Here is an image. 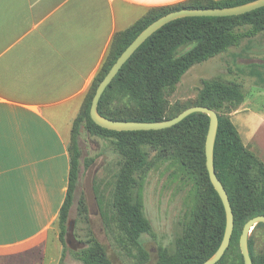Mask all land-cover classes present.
<instances>
[{"label":"trees","instance_id":"trees-1","mask_svg":"<svg viewBox=\"0 0 264 264\" xmlns=\"http://www.w3.org/2000/svg\"><path fill=\"white\" fill-rule=\"evenodd\" d=\"M253 1L255 0H187L172 6L154 8L128 29L113 36L80 113L72 125V143L68 147L69 183L57 223L58 239L62 244L79 180L81 151L76 136L83 127L91 136L111 139L121 157L110 214H106L101 208L104 225L108 230L111 228L113 233L117 231V241L122 244L126 242L139 252L143 251L141 238L144 234L151 233L139 190L148 165L144 147L164 152L169 149L181 166L196 170L194 207L180 221L181 233L175 239L173 249H158L156 264H202L214 255L224 235L226 216L222 201L211 185L206 169L205 140L209 117L203 113H193L163 130L117 132L94 124L90 118V107L99 83L117 58L142 30L158 18L180 9L225 8ZM243 26L247 30L242 31ZM262 31L264 7L239 16L185 17L173 20L153 33L132 54L107 86L98 103L100 115L120 121L161 122L177 116L191 106H205L217 113L213 164L229 198L234 228L230 244L216 264H224L229 253L237 256L238 264H244L239 248L242 228L249 219L264 215V163L243 145L230 120V114L238 109L245 96L241 86L235 82L220 78L203 80L194 103L178 107L168 114L166 95L191 67L239 45L243 38ZM249 66L250 76L264 75L261 71L264 69V62ZM113 87L125 91L137 104L139 112L136 116H128L129 112L126 110L108 108L105 104L106 96ZM260 227H264V224H257L252 234ZM87 245L79 254H75L76 259L84 264H111L105 247L95 238L90 237ZM248 250L253 264H264V255H255L249 242Z\"/></svg>","mask_w":264,"mask_h":264},{"label":"crops","instance_id":"crops-1","mask_svg":"<svg viewBox=\"0 0 264 264\" xmlns=\"http://www.w3.org/2000/svg\"><path fill=\"white\" fill-rule=\"evenodd\" d=\"M187 0H0V252L26 253L57 229L69 143L113 36ZM264 88L230 120L264 163ZM55 245V244H54Z\"/></svg>","mask_w":264,"mask_h":264},{"label":"rangeland","instance_id":"rangeland-1","mask_svg":"<svg viewBox=\"0 0 264 264\" xmlns=\"http://www.w3.org/2000/svg\"><path fill=\"white\" fill-rule=\"evenodd\" d=\"M241 30H247V27L243 26ZM262 62L264 31L245 37L239 45L191 67L176 87L166 95L168 114L178 107L194 103L203 80L220 78L235 82L241 86L244 96L262 90L264 75L259 77L249 75L251 70L249 65ZM261 71L264 74V69ZM105 104L108 108L126 110L131 117L139 112L137 104L125 91L117 87H113L107 93ZM259 104L264 103L257 101L258 107ZM76 141L81 151L80 173L66 223L64 244L58 239L57 226L53 237L42 247L26 253L0 252V264H59L60 261L61 264H84L75 258V254H79L88 246L87 241L90 237L105 247L111 264H156L158 249L160 247L173 249L174 241L181 233L180 221L194 207L196 170L181 166L172 150L164 152L144 147L148 165L139 190L144 214L151 225V233L142 236L143 251L139 252L136 247L117 241V231L113 233L111 228L108 230L102 218L103 209L106 214H110L113 188L120 170L121 157L112 140L91 136L81 127ZM71 143L72 138L69 145ZM69 221L72 222L70 231ZM69 234L83 245L69 243ZM248 242L251 243L255 255H264V227L258 228L254 234L251 233ZM224 264H238L237 256L229 253Z\"/></svg>","mask_w":264,"mask_h":264},{"label":"water","instance_id":"water-1","mask_svg":"<svg viewBox=\"0 0 264 264\" xmlns=\"http://www.w3.org/2000/svg\"><path fill=\"white\" fill-rule=\"evenodd\" d=\"M262 7H264V0H255L250 3L233 6V7H225V8L180 9L177 11L170 12L158 18L157 20L149 24L144 30H142L136 36V38L126 47V49L121 53V55L117 58V60L112 65L108 73L99 83L96 92L93 96L90 107V118L94 124H96L97 126L103 129L117 131V132L163 130L178 124L185 117L193 113H203L209 117L208 132L205 140L206 169L210 183L222 201L226 216V223H225L224 235L220 246L218 247L214 255L202 264H216L223 257L225 251L227 250L230 244V239L234 228V215L229 202V198L223 184L216 175L213 164L214 143H215V137L218 127L217 113L214 110L205 106H191L183 110L177 116L168 120H163L161 122L120 121V120L108 119L100 115L98 112V103L107 86L111 83V81L117 75V73L125 64V62L132 56V54L143 44V42L147 38H149L153 33H155L157 30H159L169 22L185 17L239 16L252 12ZM260 223L264 224V215L255 216L249 219L242 228V232L239 238V248L241 255L243 257L244 264H253L248 250V238L252 233V231L254 230L255 226ZM71 226H72V222L69 221L68 222L69 231L71 230Z\"/></svg>","mask_w":264,"mask_h":264},{"label":"flooded vegetation","instance_id":"flooded-vegetation-1","mask_svg":"<svg viewBox=\"0 0 264 264\" xmlns=\"http://www.w3.org/2000/svg\"><path fill=\"white\" fill-rule=\"evenodd\" d=\"M69 238H70L69 241H68L69 243L70 242H74L75 245H79V246L83 245V244H81L79 242H76L75 239L73 238V236L71 234H69Z\"/></svg>","mask_w":264,"mask_h":264}]
</instances>
